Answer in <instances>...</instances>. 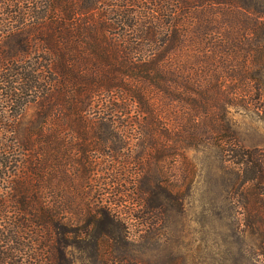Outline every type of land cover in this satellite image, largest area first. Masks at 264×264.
<instances>
[{
    "label": "trees",
    "instance_id": "16d2710c",
    "mask_svg": "<svg viewBox=\"0 0 264 264\" xmlns=\"http://www.w3.org/2000/svg\"><path fill=\"white\" fill-rule=\"evenodd\" d=\"M263 87L264 0H0V264H64L82 210L100 254L125 226L87 200L91 154L134 141L213 158L264 264V151L232 121Z\"/></svg>",
    "mask_w": 264,
    "mask_h": 264
},
{
    "label": "rangeland",
    "instance_id": "374dc122",
    "mask_svg": "<svg viewBox=\"0 0 264 264\" xmlns=\"http://www.w3.org/2000/svg\"><path fill=\"white\" fill-rule=\"evenodd\" d=\"M35 109L29 106L20 117L22 137ZM232 121L244 146L264 151V87L254 108L232 109ZM143 146L134 141L117 153L91 154L96 166L88 175L87 200L94 214L96 205L105 208L125 230L105 222L108 235L97 254L95 222L101 216L96 213L92 221L82 210L77 241L68 247L64 264H253L256 241L241 232V215L225 184L230 177L220 173L214 159L185 148L182 156L169 154L157 167Z\"/></svg>",
    "mask_w": 264,
    "mask_h": 264
}]
</instances>
